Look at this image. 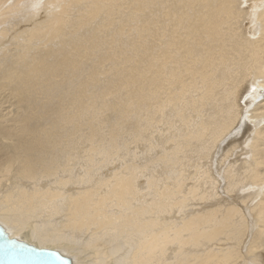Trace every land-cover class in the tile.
I'll return each mask as SVG.
<instances>
[{
    "label": "bare ground",
    "instance_id": "bare-ground-1",
    "mask_svg": "<svg viewBox=\"0 0 264 264\" xmlns=\"http://www.w3.org/2000/svg\"><path fill=\"white\" fill-rule=\"evenodd\" d=\"M75 4L92 53L52 51ZM0 71L23 90L0 112L11 238L71 264L264 260V195L251 235L239 207L264 186V0H0ZM30 213L55 229L24 230Z\"/></svg>",
    "mask_w": 264,
    "mask_h": 264
},
{
    "label": "rangeland",
    "instance_id": "rangeland-1",
    "mask_svg": "<svg viewBox=\"0 0 264 264\" xmlns=\"http://www.w3.org/2000/svg\"><path fill=\"white\" fill-rule=\"evenodd\" d=\"M46 1V0H45ZM238 1V0H237ZM56 4L57 3V0H54V1H52L51 0V4ZM58 3H62L61 1H59ZM80 7V5H73L72 6V9H70V10H68L66 13H64L63 15H61V17H63L64 15H65V19L64 18H59L58 19V22H55V23H53L50 27H49V30L51 31V28H53L52 29V32H53V37L54 36H56L55 38H53L52 40H50V42L48 43L47 42V47L49 48V47H52L53 49H51L52 51H55L56 50V52H60V51H58V49H62V48H64V49H69V48H73V47H75L76 45H77V42L78 43H81V41H85V42H87V43H90V44H87V43H85V42H82V44H80L81 46L80 47H78L80 50H87V51H89V52H91L92 53V37H91V35H92V10H90L89 12H90V14H89V12H87V13H85L84 14V12H78V14H75L74 13V11L76 10V9H78ZM83 11V10H82ZM51 6H49V8L48 9H46V20H49L50 18H51V16H50V14H51ZM72 12V13H71ZM70 13V14H69ZM141 13V12H140ZM75 14V15H74ZM87 14V15H86ZM90 15V16H89ZM50 17V18H49ZM72 17H74V19L72 18ZM81 17H83V19H81ZM88 17V18H87ZM127 17L126 16H124V17H122L121 15L119 16V19H120V22H121V24H122V26H123V28L124 27H126V28H122L123 30L122 31H124V33H120V35L122 36H120V35H118V34H115V36H113L112 37V39L109 41V42H113V41H115L116 40V38H122L121 40H123V41H125V43H126V39L124 40L123 38H124V34H125V32H126V30L127 31H129L130 29H129V23H130V21H129V19L127 18V20H128V22H126V19ZM71 19H73V20H71ZM77 19V20H76ZM67 20H68V23H67ZM80 22H79V21ZM131 21H132V19H130ZM65 21V22H64ZM70 21V22H69ZM74 23H73V22ZM78 21V24L79 25H75V24H77V23H75V22H77ZM66 24V26H64V27H66V28H63V26L62 25H65L64 23ZM59 23V24H58ZM71 23H73V24H71ZM70 25L71 27H68L67 25ZM89 24H91V26L89 25ZM133 24V23H132ZM59 25V26H58ZM82 25V26H81ZM84 25H86L85 27H84ZM58 26V27H57ZM56 27V28H55ZM60 27V28H59ZM68 27V28H67ZM59 28V29H58ZM71 29V31H70V29ZM74 28H76L75 30H74ZM82 28H84L83 29V31H82ZM133 28H134V24H133ZM56 29V30H55ZM81 29V30H80ZM94 29V28H93ZM119 29H121L120 28V26H119ZM77 30H79V31H77ZM57 31H59V32H57ZM70 31V32H69ZM72 31H74V33L72 32ZM76 31V32H75ZM82 31V32H81ZM121 31V30H120ZM68 32V33H67ZM81 32V33H80ZM86 32V33H85ZM118 32H119V30H118ZM134 32H135V29H134ZM62 33V34H61ZM63 33H66V34H68V36L66 35V34H63ZM72 33V34H71ZM90 33V34H89ZM78 34V35H77ZM79 34H80V36H79ZM85 35V36H83L84 38H83V40H82V36L81 35ZM128 33H126L125 34V38H126V36H127V38H128V35H127ZM88 35H90V36H88ZM118 35V36H117ZM58 36V37H57ZM62 36V37H61ZM67 36V37H66ZM69 37V38H68ZM86 37V38H85ZM87 37H91V39L89 40ZM59 38V39H58ZM63 38V39H62ZM66 38V39H65ZM78 38V39H77ZM60 39H62V40H60ZM64 39H65V41L66 42H64ZM74 39V40H73ZM88 39V40H87ZM113 39H115V40H113ZM61 42H60V41ZM68 40V41H67ZM69 41H70V43H69ZM88 41H90V42H88ZM131 41H135V40H132V39H130V43H131ZM53 42V43H52ZM64 43H67V44H65L64 45ZM73 44V45H72ZM84 44V45H83ZM68 45V46H67ZM90 45H91V47H90ZM67 46V47H66ZM55 47V48H54ZM84 47H87V48H84ZM90 47V48H89ZM58 48V49H57ZM89 49V50H88ZM91 49V50H90ZM84 52V51H83ZM53 55H54V53H53ZM53 55L52 54H50V55H48L49 57V59H51L52 57H53ZM91 56H92V54H91ZM51 57V58H50ZM88 59H89V57H88ZM84 60H85V58H84ZM10 61H11V66L12 65H14V61H12L11 59H10ZM88 63H89V61H88ZM3 70V69H2ZM1 70V71H2ZM0 71V72H1ZM136 78H138V75L137 76H135ZM257 84H258V86L259 87H261V88H263L261 85H260V83L257 81ZM10 85V84H9ZM7 85L6 84V86H3L1 89H0V91L3 93V94H7V96H8V99H9V106L6 108V110H3V101H1L0 102V112H6V111H8L9 109H11L13 106H14V104L16 103V101H17V99L15 98V101L13 102V95L11 94V89H13L15 86H12V85ZM24 85H25V81H24ZM15 90H18L19 88H14ZM22 89L20 88L18 91H20V93L22 94V91H21ZM263 90V89H262ZM260 94L259 95H257V100L259 101V98H260ZM1 98V97H0ZM2 105V106H1ZM13 105V106H12ZM23 105H25V102H23ZM25 107V106H24ZM249 145L248 144H246V147H248ZM246 150V149H245ZM220 157H222V156H220ZM220 157L219 158H217V161L219 162V160H220ZM210 160V159H209ZM207 162L206 163H208V160H206ZM215 166V165H214ZM217 168H214V170L216 171V173L214 172V174L216 175V176H218L217 174L219 173V169H217ZM218 172V173H217ZM221 173V172H220ZM219 176H221V174H219ZM258 187V186H257ZM260 188V192H259V194H254L253 196H252V198L250 199V200H246L245 201V199H247V197L250 195V194H252V193H250V191H249V193H247V192H245V193H247V194H244V196H242V198H240L239 200H242L243 202L242 203H244V205L243 204H239V207L240 208H242V210L244 209V211H243V214H244V216H245V220H246V223H248L247 224V226H246V232H248V228L253 224L254 225V228L253 229H250L249 230V232H250V235L251 234H253V233H255L256 232V230H257V228H258V226H259V223H257L258 222V209H253V207H255L254 205H256V203L258 202V201H260L261 200V197L264 195V186H260L259 187ZM255 190V189H254ZM257 196V197H256ZM224 199V198H223ZM220 200H222V198L220 199ZM12 201V202H11ZM215 201H218V202H216L215 203V206L214 207H216L218 204H220L219 202H221V201H219V200H215ZM253 201V202H252ZM10 202L11 203H14V204H16L18 201H16V200H13V199H11L10 201H8V205L10 204ZM214 202V201H213ZM1 203H3V202H1ZM6 205V204H5ZM246 205V206H245ZM253 206V207H252ZM207 208H209V207H207ZM26 214V213H25ZM26 215H28V213L26 214ZM30 215V217H32V218H29V219H31V220H27V222L28 223H26L25 225H24V227H25V229L24 230H26V231H31V230H34V231H43V229L45 228V226H48V225H46L47 223H45L46 222V220L44 219V217L42 218L41 217V215L40 214H36V213H30L29 214ZM38 216V217H37ZM33 217H34V219H33ZM35 219H36V221H35ZM253 220V221H252ZM42 221V222H41ZM45 221V222H44ZM39 222H41V223H39ZM3 221H0V224L3 226ZM4 224H5V222H4ZM41 224V225H40ZM43 224H45V225H43ZM258 224V225H257ZM36 227H35V226ZM250 225V226H249ZM256 225V226H255ZM29 226V227H28ZM6 230L8 229L9 230V228H10V226H8L7 224H5L4 226H3ZM34 227V228H33ZM42 227V228H41ZM52 226H48V227H46L45 229H44V232H50L51 230H53V229H55V228H51ZM35 228H37V230L35 229ZM51 228V229H50ZM7 230V231H8ZM10 231V230H9ZM25 231V232H26ZM250 241L251 240H249V243H250ZM235 243H226L225 245H223V247H226V246H232V245H234ZM246 248H248V247H245L244 248V252H246L248 249H246ZM246 249V250H245ZM55 250H58L59 252H62L61 251V249H58V248H56ZM64 255H66L67 256V254H64ZM68 257H70V255H68ZM71 258V257H70ZM263 262V263H262ZM254 264H264V260L262 259V258H260V260H259V262H254Z\"/></svg>",
    "mask_w": 264,
    "mask_h": 264
},
{
    "label": "water",
    "instance_id": "water-1",
    "mask_svg": "<svg viewBox=\"0 0 264 264\" xmlns=\"http://www.w3.org/2000/svg\"><path fill=\"white\" fill-rule=\"evenodd\" d=\"M0 264H71V261L56 250L11 238L0 226Z\"/></svg>",
    "mask_w": 264,
    "mask_h": 264
}]
</instances>
